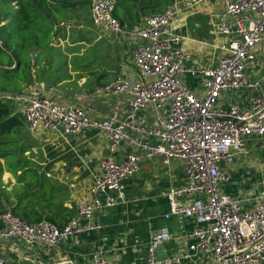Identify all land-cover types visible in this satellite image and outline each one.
<instances>
[{"label": "built area", "instance_id": "obj_1", "mask_svg": "<svg viewBox=\"0 0 264 264\" xmlns=\"http://www.w3.org/2000/svg\"><path fill=\"white\" fill-rule=\"evenodd\" d=\"M88 1L95 27L117 37H138L139 44L133 54L137 76L123 75L99 86L87 99L123 96L129 110L92 120L86 107L47 96L37 85L22 95L0 94V100L19 109L32 135L42 131L66 137L94 130L109 144V156L101 162V173L86 197L93 200L81 203L63 228L47 221L30 224L9 206L0 215V251L9 241L57 249L73 236L101 230L103 226L94 222L95 213L124 201L126 183L140 173L141 163L162 160L179 163L184 176L183 185L167 195L166 218L194 219L198 227L187 254L162 259L157 253H166L170 234L167 229L155 232L146 264H182L197 256L212 264H264V199L258 198L255 208L246 210L243 200L222 191L231 182L229 168L237 157L247 155L253 141L264 140V53L262 60L259 54L264 47V0H221L220 57L215 65L198 68L172 29L179 14L176 7L147 16L140 29L127 32L114 17L119 0ZM192 7L187 2L186 8ZM184 77L201 81L202 91L190 90ZM251 95L255 97L245 107L235 102ZM123 147L132 151L117 161ZM0 264L9 263L0 256ZM91 264L110 263L96 252Z\"/></svg>", "mask_w": 264, "mask_h": 264}, {"label": "crops", "instance_id": "obj_2", "mask_svg": "<svg viewBox=\"0 0 264 264\" xmlns=\"http://www.w3.org/2000/svg\"><path fill=\"white\" fill-rule=\"evenodd\" d=\"M187 2L192 3L193 7L187 9ZM169 7H176L179 10L172 29L182 39V50L193 55V66L198 68L215 65L221 54L219 46L223 42V38L217 34L218 24L223 13L221 0H174L171 5L166 6V9ZM87 9H89L87 20L91 22V19L89 20L90 4ZM144 19L139 23L141 27ZM91 25L95 29V34L97 32L100 33L99 38L102 37V32L114 34L108 29L95 27L92 22ZM67 26L70 27L69 23H54L52 36L55 35V32L68 28ZM124 28L128 30L127 25ZM127 32L132 31L128 30ZM128 37L132 38L131 42H128ZM117 38H122L126 43L124 44V41L121 42V45L122 43L123 45L119 54L110 56L106 52V66L109 70L90 76L80 75L78 90L71 86L61 91L60 88L65 84V81L55 82V37L51 40L49 47L47 46L45 49H30L29 58L31 60L34 83L23 90L22 93H28L30 87L37 85L43 90V94L47 96L58 97L63 103L68 105L86 107L92 120H103L115 111H128V99L123 96L110 100L87 99V96L99 86L110 84L123 75L137 76L133 65V54L135 47L139 44V38L128 34ZM68 42L70 41H65V43ZM65 43L61 45L63 46ZM263 53L264 47L259 51L261 60ZM13 68L14 66L10 69ZM74 76L72 75V78ZM182 80L190 90L194 92L202 91L201 81L191 77H184ZM68 83L71 84L72 82L69 81ZM254 97V95H251L247 100L236 99L235 102L240 107H245L249 100ZM17 111L19 112V109ZM25 131H28V127H25ZM44 134L43 132L42 135ZM96 134L91 131L83 132L79 134L80 136L84 135L82 140L74 138L76 135L62 137L54 134V137L58 135L62 139L69 138L67 144L70 146L73 144L78 148H81L82 145L85 146L87 142H96V147L99 150L101 149L99 151L101 159L98 173L95 175L97 176L101 173V162L109 156V144L102 133H99L100 137H97ZM95 136L99 140H96ZM78 142L82 144H78ZM32 150L36 153L34 149ZM32 150L25 153V158L33 154ZM131 151L132 149L123 147L118 151L116 160L121 161L124 154ZM69 155H71L70 150L66 152V155L63 156L62 154V158ZM242 157L248 159V162L244 161L245 165L238 162L239 158ZM66 158L69 159L68 157ZM50 159H52L51 156ZM156 161L158 160L144 161L140 164V173L126 183L123 202L95 213L94 222L103 226L101 230L73 236L57 249L39 245L27 246L18 241L4 242L0 256L9 264H91V256L96 252H102L110 264H146L150 238L155 232L163 229L168 230L170 240L164 246L166 253L162 254L159 252L157 257L162 259L165 256L187 254L189 246L194 243L191 235L198 227L196 221L175 216H171L169 219L166 218V215L170 212L167 195L172 189L183 185V172L177 162V165L175 164L176 168L172 170L154 168L153 165L156 164ZM61 162L63 160L59 163ZM3 163L4 160H0V164L2 165ZM59 163H56L55 167H39L34 163V166L25 169L23 172L36 174L37 180L40 176H45L44 178L55 186V198L58 200V204L60 202L63 204L55 212V220L56 223L64 227L69 220L77 215L78 206L85 200L91 201L93 198H86L89 189L87 192H82L76 188V184L60 179H69L72 175L73 167L71 166L72 164L65 165L63 162V166H60ZM145 164H151L152 166ZM162 164L164 167L171 166V163L166 164L163 161ZM23 172L19 171L17 176H21ZM229 173L231 182L222 188L224 194L243 200L246 210L255 208L258 198L264 199V140L253 141L249 145L248 154L238 156L234 164L229 168ZM5 174L7 177H11L10 185L16 188V177L9 172H5ZM31 180L30 177L25 178L20 188L21 186L27 187L31 184ZM33 190L31 189L28 193H32ZM10 192H12V188ZM109 195L115 196L113 192L109 193ZM99 198L104 199V196L99 195ZM13 202H16V200ZM35 203L37 206V202ZM46 216L47 213H44L43 217L45 218ZM182 264H212V262L203 256H197L192 259H185Z\"/></svg>", "mask_w": 264, "mask_h": 264}, {"label": "trees", "instance_id": "obj_3", "mask_svg": "<svg viewBox=\"0 0 264 264\" xmlns=\"http://www.w3.org/2000/svg\"><path fill=\"white\" fill-rule=\"evenodd\" d=\"M163 1L166 6L174 2ZM129 2L134 3L136 12L126 9L119 14L120 7H126ZM153 2L159 5L161 0H119L114 17L122 27L127 25V20L133 16L141 23L149 16L150 13L145 11ZM88 6V0H0V94L18 92L21 93L15 95L24 94L22 91L34 83L29 58L30 49L49 47L53 37L58 38L60 35L61 30L52 36L53 24L57 22L58 17L64 23L72 20V14L81 20L80 15ZM153 14L157 13L150 15ZM62 38H65V35ZM13 66L14 68L10 69ZM25 127H27L25 119L17 111L16 106L12 102L0 100V160L16 163L8 172L17 179V186L11 195L2 185L3 168L0 164V215L11 206L18 218L30 224L46 220L63 228L55 220V212L63 205L61 202L58 204L55 198V186L50 184L45 176H40L37 180L36 174L23 172L35 165L25 158V153L29 151L27 145L24 147L22 144L25 140ZM19 171L23 172L21 176H17ZM27 177L32 179L31 184L20 188ZM31 189H34L33 192L28 193ZM11 196L16 202L10 200ZM44 213H47L45 218Z\"/></svg>", "mask_w": 264, "mask_h": 264}, {"label": "rangeland", "instance_id": "obj_4", "mask_svg": "<svg viewBox=\"0 0 264 264\" xmlns=\"http://www.w3.org/2000/svg\"><path fill=\"white\" fill-rule=\"evenodd\" d=\"M133 4V2H129L126 7H120L119 14L125 12L126 9H130L135 13L136 11ZM152 6H155V8ZM3 7L6 9L5 5H3ZM165 9L166 4L161 0L159 5H156V2H153L145 13H158ZM87 12H89V9H85L81 13L80 17L82 18V21L72 14V20L67 22L70 27L67 26L68 28L61 30L59 37L55 38V82L65 81V84L60 88L61 91H64V89L71 86L78 90V80L80 79V75L90 76L92 74L108 71L109 69L106 66L107 60L105 57L106 52H108V55L110 56L119 54L121 52V46L123 43H126L122 38L118 39L116 35L111 33L108 34L102 32V37L99 38L100 33L97 32L95 34V29L91 25V22L87 20ZM61 22H63L61 18H58L56 23ZM139 23L138 18L135 16L128 19V30L134 31L140 29L141 25H139ZM63 35H65V39L62 38ZM131 39L132 38H129L128 42H131ZM66 40H69L70 42L65 43ZM122 41L124 42L121 45ZM62 43L65 44L62 46ZM72 75H75L74 78H72ZM69 81L72 83H68ZM91 132L97 133V137L100 133L94 130ZM42 134V131H38L37 134L30 135L28 131H26L25 140L22 144L24 147L27 145L28 150L34 149V151H36V153H34L32 150L31 152H33V154L28 157L26 156V158L33 161L39 167H55V164L59 163L61 160H63L65 165L72 164V175L69 179L59 178L63 181L74 183L76 184L77 189H80L82 192H87L92 184L93 177L98 173L99 162L101 159V154L99 153L101 149L99 150L98 147H96V142H87L85 146L82 145L81 148H78L73 144L71 146L67 144L69 138L62 139L58 135H55L54 137V134L51 133ZM92 136L94 137V135ZM97 137L95 136L96 140H99ZM74 138L82 140L84 135H76ZM79 143L82 144L81 142H78V144ZM69 150L71 151V155L66 156L69 159L66 157L62 158V154L63 156L66 155V152ZM50 156L52 159H50ZM245 160L248 162L246 157H242L239 158L238 162L245 165ZM63 162L59 163V165L63 166ZM175 164L177 165L176 162H171L170 167H164L162 161L158 160L153 166L154 168H162L163 170H165L164 168L172 170L176 168ZM145 165L152 166L151 164ZM15 166L16 163L14 161H4L2 164L3 173L1 182L8 192H10L12 188V192H10L11 195L14 193L13 191H15V188L10 185L11 177H7L5 172H8L10 168L13 169ZM10 200L14 201L15 199L11 196Z\"/></svg>", "mask_w": 264, "mask_h": 264}]
</instances>
